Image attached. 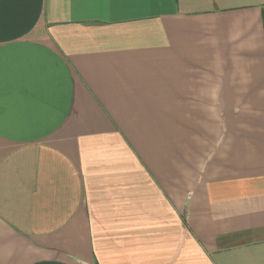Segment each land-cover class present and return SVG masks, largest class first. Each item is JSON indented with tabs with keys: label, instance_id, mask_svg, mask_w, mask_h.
I'll return each mask as SVG.
<instances>
[{
	"label": "crops",
	"instance_id": "obj_1",
	"mask_svg": "<svg viewBox=\"0 0 264 264\" xmlns=\"http://www.w3.org/2000/svg\"><path fill=\"white\" fill-rule=\"evenodd\" d=\"M0 264H264V0H0Z\"/></svg>",
	"mask_w": 264,
	"mask_h": 264
}]
</instances>
